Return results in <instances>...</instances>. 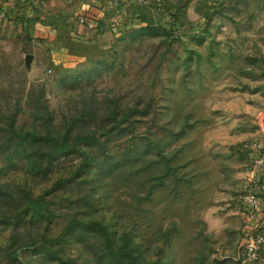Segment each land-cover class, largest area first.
<instances>
[{
    "label": "rangeland",
    "instance_id": "obj_1",
    "mask_svg": "<svg viewBox=\"0 0 264 264\" xmlns=\"http://www.w3.org/2000/svg\"><path fill=\"white\" fill-rule=\"evenodd\" d=\"M69 3L47 8L73 23ZM112 6L86 39L0 23V264H117L100 233L60 236L72 219L143 263L264 264L243 199L259 195L243 148L264 140V0Z\"/></svg>",
    "mask_w": 264,
    "mask_h": 264
},
{
    "label": "crops",
    "instance_id": "obj_2",
    "mask_svg": "<svg viewBox=\"0 0 264 264\" xmlns=\"http://www.w3.org/2000/svg\"><path fill=\"white\" fill-rule=\"evenodd\" d=\"M49 1L50 0H0V23L4 24L5 21H8L9 23H14L16 21L15 18H21V23L25 27L34 26L35 28H41L46 30L45 35H40V37H46L49 39H56L58 37L57 28L55 27H60V30L62 31V28L64 26H74V34H76V36L81 39H86L89 34V30L86 29L84 25L79 24L78 20L76 19L73 20V23L72 20H66L68 18L64 17L65 14L62 11H60V14L57 13V15H54L52 11L47 8V3H49ZM61 1L65 3L70 2L69 4L72 3L71 5H74L75 7L77 6V9L79 10V15L82 14L83 11L85 12L86 10H91L94 13H97V11L100 12V6H103V10H105L106 8L109 9L113 7V0ZM136 8H138V6ZM130 10H132V8ZM53 16H55L56 18V20H54L55 22L50 21V19L53 20ZM49 22H54V24L51 25L49 24ZM252 170L253 174L256 175L254 183L256 182L255 186L258 191L257 193H259L261 197L264 210V166L261 168H256L253 163ZM262 216H264V212Z\"/></svg>",
    "mask_w": 264,
    "mask_h": 264
},
{
    "label": "built area",
    "instance_id": "obj_3",
    "mask_svg": "<svg viewBox=\"0 0 264 264\" xmlns=\"http://www.w3.org/2000/svg\"><path fill=\"white\" fill-rule=\"evenodd\" d=\"M122 1L138 5H143L148 2V0H113V4L118 6ZM77 20L79 24L84 25L88 30L92 31L97 28V21L86 17L84 13L80 14ZM243 149L250 152L256 168L264 166V140L257 139L245 143ZM243 199L246 206V212L250 219L262 216L264 210L260 195L248 193ZM253 228V231L248 234L245 243V255L249 260L256 261L260 259L261 253L264 251V220L258 221Z\"/></svg>",
    "mask_w": 264,
    "mask_h": 264
},
{
    "label": "trees",
    "instance_id": "obj_4",
    "mask_svg": "<svg viewBox=\"0 0 264 264\" xmlns=\"http://www.w3.org/2000/svg\"><path fill=\"white\" fill-rule=\"evenodd\" d=\"M86 11L87 13L85 14V16L94 19L91 14H88L90 10H86ZM31 136L36 139H47L46 137H42V136L38 137L35 134H31ZM65 148H66L65 146L58 147L59 150H64ZM29 207L32 208L33 212L43 214V210H42L43 207L39 201H32ZM76 229H85L87 232L94 231L100 233V235L104 238V244L106 247L105 250L109 253V255L115 260L117 264H135L134 259H136L137 261L140 259L138 255L137 256L135 255L133 257L132 254L133 251L129 250L128 248L122 245L118 246L117 249H114L112 245L113 236L111 235L107 226L101 224L100 222H85V221H79L77 219H72L63 229L60 236L71 234ZM54 241L55 239L52 240L51 242ZM158 260L159 261H153L150 263L148 262L143 263L142 261H138V264H162V259L159 258Z\"/></svg>",
    "mask_w": 264,
    "mask_h": 264
}]
</instances>
